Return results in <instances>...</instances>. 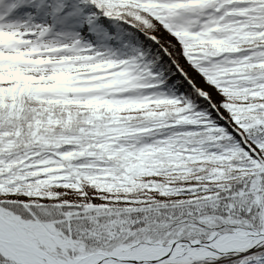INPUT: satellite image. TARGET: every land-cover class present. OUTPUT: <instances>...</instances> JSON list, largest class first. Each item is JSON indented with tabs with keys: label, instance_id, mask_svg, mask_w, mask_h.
<instances>
[{
	"label": "snow or ice",
	"instance_id": "obj_1",
	"mask_svg": "<svg viewBox=\"0 0 264 264\" xmlns=\"http://www.w3.org/2000/svg\"><path fill=\"white\" fill-rule=\"evenodd\" d=\"M0 264H264V0H0Z\"/></svg>",
	"mask_w": 264,
	"mask_h": 264
}]
</instances>
